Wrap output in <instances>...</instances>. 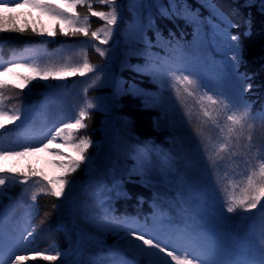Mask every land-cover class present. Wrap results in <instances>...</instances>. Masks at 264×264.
<instances>
[{
	"label": "snow or ice",
	"instance_id": "obj_1",
	"mask_svg": "<svg viewBox=\"0 0 264 264\" xmlns=\"http://www.w3.org/2000/svg\"><path fill=\"white\" fill-rule=\"evenodd\" d=\"M128 4L129 11L133 13V20L138 21L136 32L141 34V39L137 42L144 43V49L141 50L144 63L135 65L134 71L147 76L149 83L154 84L157 91L139 89L135 82L128 88L132 90L134 96L143 97L142 103L145 108L159 110V116L154 117L153 120L157 127L162 121L174 129L178 125L192 126V108L198 106L197 118L202 115L204 119L199 120V128H193V131L197 150L205 161L206 177L212 179L213 192L209 193L206 189H201L194 180L180 173L175 167L176 157L171 153H163V158L157 167L152 161V147L145 142L137 148L139 155L134 156L135 164L129 176L137 175L141 181L151 185L156 182L155 173L160 176L161 181L166 182V186L175 188L186 212L183 221L173 223L167 213L161 211H156L152 215L151 224L148 222V217L142 222L138 217L117 216L110 197L104 195L105 188L101 186L97 190L99 211L92 209L85 212L82 221L84 225L95 228L100 234L94 236L92 233H87V239L97 242L98 246H104L103 237L107 234L117 237L107 256L100 252L85 261L83 252L79 248L71 253L75 259H69L70 254L55 245L42 249L35 242L39 228L31 223L32 217L39 211L38 197L44 195L54 197L56 200L63 198V201H71L75 181L70 180L69 177L80 170L82 165L88 172L96 170V158L89 154V149L97 145L89 135H78V133L89 127L86 123L91 118L89 110H100V105L86 99L84 106L79 108L75 117L62 116L47 128L39 142H30L20 150L0 147V158L4 160L9 157L24 156L30 152L47 151L60 158L53 163L61 170L60 175L48 178L31 169L28 172L14 171L0 163V196H3L6 189L20 186L21 196L30 192L32 201L27 205L28 219L14 237L5 233L0 219V264H27L29 260L37 259H43L48 264H54L58 260L61 264H139L141 259L145 264H264V221L256 232L259 241L258 260L239 255L236 240L230 242L229 234L224 233L225 226L235 227L231 223L233 217L246 221L252 218L250 214L257 209L261 216H264V154L260 155L255 165L248 166L245 162L246 171L241 174V178L235 181L229 180L223 187H221L223 178H214L220 163L226 160L225 154H228L227 159L231 160L241 149L244 150L245 155L253 150L264 153V135L261 136L259 144H253L251 141L254 124L250 122L258 117L261 120V128L264 129V106L258 113L253 114L251 104L245 96L253 87L252 76L238 73L243 59L242 49L239 36L229 33V28L239 25L229 19L217 0H202V7L209 11L206 17L200 14L198 8L192 9L187 4V0H168L166 5L162 0H153V6L162 18L184 19L186 22L197 24V28H194V37L199 33L200 28L206 26L211 30L212 41L219 42L227 50L223 53L224 59L220 64L214 60L209 61L199 46L185 48L183 45L171 44V41L163 49L165 54L160 55L152 51L160 47L159 41L163 39L159 29L156 30L157 43L142 40L145 34L143 17L137 10L141 8L143 0H128ZM95 5L105 6L106 10L98 9ZM18 6L40 9L66 25L65 28L56 25L46 33L31 28L30 31L34 35L56 37L62 34L70 38L83 36L99 41L100 45H108L113 39L122 21L123 11L122 0H0V33L23 35L29 31L27 26H17L15 18L9 14L12 8ZM82 7L87 9L85 14L78 11ZM92 17L103 22L94 31L90 24ZM149 22L155 23L154 19H150ZM174 35L169 32L170 37ZM204 36L207 39L208 33L205 32ZM125 39L128 40L129 36L125 35ZM6 44L7 41L0 38V47ZM92 47L100 57L109 56L112 51L97 44H92ZM12 51L14 53L15 49ZM25 51L33 50L26 48ZM229 51L232 53L231 57L227 55ZM16 69H28L31 75H23L15 71ZM94 71L96 68L89 62L86 53L83 63L73 66L67 63L41 64L35 60L31 63L9 62L3 67L2 74L15 76L18 83L13 84L8 80L0 79V130L17 122H20V125L26 123L31 113V109L22 104H13L9 107L6 102L12 97L6 93L14 90H20L22 93L34 81L65 80L67 77L60 75L61 73H66L67 76L76 74L86 76ZM232 74L239 75L241 86L233 82ZM99 80L100 76L97 75L84 92L87 93ZM47 99L48 97H45L46 101ZM190 101L194 102V105ZM180 108L185 109L182 115ZM57 124L59 126H56ZM208 126L219 132L218 147L214 146V151L211 152L210 141H205L203 137V128ZM175 139L179 142L180 138ZM242 140L246 142L242 144ZM57 142L62 147L70 148L73 154L69 156L51 147ZM33 188L35 190H32ZM53 207L58 208L59 204H54ZM226 213L233 215L229 216ZM78 238L84 239V234L80 233ZM20 251L26 254H17ZM129 251L133 253L131 258L127 255Z\"/></svg>",
	"mask_w": 264,
	"mask_h": 264
},
{
	"label": "trees",
	"instance_id": "obj_2",
	"mask_svg": "<svg viewBox=\"0 0 264 264\" xmlns=\"http://www.w3.org/2000/svg\"><path fill=\"white\" fill-rule=\"evenodd\" d=\"M168 0H162L166 5ZM123 11L122 21L114 34L113 39L108 45H100L99 41L90 40L89 38L65 37L62 34L56 37L40 36L31 33V28H36L38 32H50L54 26L59 25L60 28H65L66 25L43 12L40 9H34L28 6H18L11 9L9 13L15 18V23L19 27H25L29 31L23 35L17 33H0V38L7 41L6 45L16 47L12 54L5 56L2 50L5 46L0 47V79L8 80L15 84L18 80L12 75H3V67L9 62H33L46 64H64L73 66L77 63H83L85 53L89 62L95 66L96 71L88 73L86 76L76 74L67 76L66 73H61L67 78L65 80L49 79L48 81H34L31 86L24 89L23 106L31 109L30 117L26 123L20 125L17 122L14 125H8V128L18 127V130L29 128L37 135L39 142L47 128L51 127L55 121L61 118V114L65 117L72 116L78 113L79 108L84 106L85 100H92L94 103H99L100 110H89L91 118L86 121L89 127L81 130L78 135H89L97 147L89 149V154L96 158V170L88 172L84 166L76 173L69 177L75 181L72 199L74 202L63 201V198L56 200L54 197L40 195L38 197L39 211L38 214L32 217V222L40 230L43 228L49 229L50 237L53 244L59 249L68 252L69 259L72 256L71 251L73 246L64 243L63 236L54 228L68 219L70 209L75 213V216L81 222V228L85 236L87 233H92L94 236L100 234L95 228L84 225L82 217L85 212L97 208L98 196L97 190L104 186V195L110 197L111 205L114 208L117 202L120 203H137L151 199L152 190L168 187L166 182L161 181L159 175L154 173L155 183L149 185L137 175L129 176L130 170L135 164L134 156L139 155L137 148L148 142L149 147H152V161L158 167L163 158V153H171L176 157L175 167L178 170L181 168H189V178L194 180L202 189H206L209 193L213 192L212 179L206 177L204 170L205 161L201 153L197 150V142L193 128H199V120L204 119L202 115L197 118L199 112L198 106H193V125L192 126H177L175 129L167 126L162 121L157 127L153 120L159 116L158 109L145 108L142 103V96H134L132 90L128 86L133 82L137 88L145 89L151 92H156V86L149 83L147 76H142L134 71L135 65H142L144 59L141 55V50L144 49L143 42H137L141 39V34L136 32L138 21L133 20V13L129 11L128 0H122ZM218 5L225 14L226 10L230 9L229 14L232 17L229 19L239 27L229 28L230 35L239 36V44L242 49V61L238 70L239 74L247 73L252 76L251 83L253 85L251 91L245 94L247 101L251 104L252 112L255 115L260 110V95L264 94V77L258 78L261 72H264V0H217ZM187 4L192 9H199L209 15L208 9L202 7V0H187ZM222 5V6H221ZM95 7L104 8L105 6L95 5ZM226 9V10H225ZM78 11L85 14L87 9L82 7ZM139 11L143 17L144 35L143 41L151 40L157 43L156 30L162 33L163 39L159 41L160 47L152 49L160 55H164V47L171 41V44H179L180 38L186 34L190 36L191 28L194 30V23L186 22L184 19H165L162 18L153 6V0H143V4ZM235 16V17H234ZM150 19H154L155 23H150ZM102 21L95 17L90 18L91 29L94 31L102 25ZM131 23V27L129 24ZM224 27V25H223ZM174 33V37L169 36V32ZM125 35L129 39H125ZM135 36V38H133ZM92 44H97L101 48L112 49L109 56L100 57ZM33 51L26 52L25 49ZM232 54V53H231ZM110 57V59H109ZM23 75H31L28 69H16ZM99 75L100 80L89 88L85 93L84 89L91 84L92 80ZM233 82L241 86L240 77L238 74H232ZM47 85V86H46ZM20 92V90H14ZM21 93V92H20ZM169 95L170 93H165ZM45 97H48L47 101ZM174 100V96H173ZM9 107L14 103L9 100L6 102ZM194 105V102L190 101ZM179 108V105H177ZM181 115L185 109L180 108ZM254 124L252 130V143L259 144L260 138L264 135V129L261 128V120L257 117L250 121ZM56 126H59L58 124ZM179 137V142L176 141ZM203 137L205 141H210L209 150L214 151V146L218 147L219 132H214L212 127L203 128ZM46 142V140L44 141ZM246 141L242 140L241 143ZM51 147L65 152L67 155H72L70 148L62 147L59 142ZM20 150V149H12ZM264 153L253 152L244 154V150H238L236 155L221 162L218 169L214 173V178H223L221 187L228 184L229 180L235 181L241 178V174L246 171V164L252 166L258 163L260 155ZM256 157V159H252ZM60 159L57 156L50 154L47 151L30 152L24 156L9 157L6 160L0 158V163L12 168L14 171L28 172L29 169L48 178L60 175V168L53 162ZM228 164V165H224ZM83 183V184H82ZM81 191L78 194V188ZM32 190H35L34 188ZM31 193L21 196V187L8 188L3 196H0V213H2V222L4 218L17 213H22L28 217L27 205L31 204ZM54 204H59L58 208H54ZM124 210H128L132 206L120 204ZM232 216L233 214H228ZM251 219L239 220L233 217L232 224L235 227L229 229V234L233 236L239 235L241 229L245 235H256L259 226L264 221V216H261L259 210H253L250 214ZM15 219L6 223L8 227L12 225ZM104 246H113L117 237L107 234L103 237ZM95 242V241H94ZM43 249V248H42ZM111 248H108L109 251ZM108 251L106 253H108ZM256 255H259V250H252ZM241 255L247 259H259V257L248 252L239 251ZM133 256L131 251L128 252ZM54 254V252H53ZM145 264V261L141 259ZM61 261L54 262L58 264ZM27 264H48L43 259L29 260Z\"/></svg>",
	"mask_w": 264,
	"mask_h": 264
},
{
	"label": "rangeland",
	"instance_id": "obj_3",
	"mask_svg": "<svg viewBox=\"0 0 264 264\" xmlns=\"http://www.w3.org/2000/svg\"><path fill=\"white\" fill-rule=\"evenodd\" d=\"M257 77L263 78L264 72H261L260 76H257ZM12 92H16V91H12ZM8 95L12 97L11 99L12 102H19L22 100V96L20 94L9 93Z\"/></svg>",
	"mask_w": 264,
	"mask_h": 264
}]
</instances>
